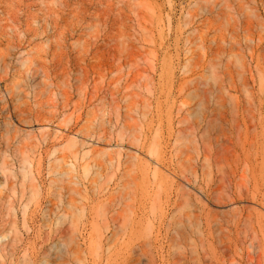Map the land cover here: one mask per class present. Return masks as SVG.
Masks as SVG:
<instances>
[{
	"label": "rangeland",
	"instance_id": "1",
	"mask_svg": "<svg viewBox=\"0 0 264 264\" xmlns=\"http://www.w3.org/2000/svg\"><path fill=\"white\" fill-rule=\"evenodd\" d=\"M0 264H264V0H0Z\"/></svg>",
	"mask_w": 264,
	"mask_h": 264
}]
</instances>
